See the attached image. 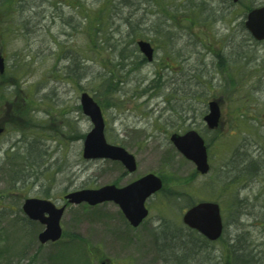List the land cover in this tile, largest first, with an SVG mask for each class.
I'll return each mask as SVG.
<instances>
[{
  "label": "rangeland",
  "instance_id": "rangeland-1",
  "mask_svg": "<svg viewBox=\"0 0 264 264\" xmlns=\"http://www.w3.org/2000/svg\"><path fill=\"white\" fill-rule=\"evenodd\" d=\"M262 5L0 0V264H224L231 245L264 264V42L244 26ZM139 40L154 48L151 61ZM82 93L101 108L106 142L134 156V172L82 157L92 129ZM210 100L221 102L220 131L203 122ZM191 130L207 147L205 175L169 140ZM147 174L163 185L136 228L114 202L64 200ZM26 198L65 205L59 241L39 243L44 227L22 212ZM199 202L219 205V241L204 245L186 226L184 240L182 215Z\"/></svg>",
  "mask_w": 264,
  "mask_h": 264
},
{
  "label": "water",
  "instance_id": "water-1",
  "mask_svg": "<svg viewBox=\"0 0 264 264\" xmlns=\"http://www.w3.org/2000/svg\"><path fill=\"white\" fill-rule=\"evenodd\" d=\"M237 1L233 0V2ZM244 26L254 40L264 41V6L252 9L246 16ZM137 46L146 60L151 61L153 48L150 43L138 41ZM3 71L4 60L0 55V73ZM80 105L83 114L92 124V129L86 134L83 142V158L119 161L128 172H134L136 169L134 156L124 148L106 142L104 119L98 104L87 93H82ZM219 118L218 101L212 100L208 103V112L203 121L209 130H214L218 126ZM2 131L0 128V133ZM170 141L185 159L194 164L199 174L205 175L209 172L207 149L204 140L197 132L191 130L183 135L172 134ZM161 187L162 181L159 177L147 174L122 188L107 185L96 190L74 191L67 194L65 199L69 204L87 203L89 206L112 201L119 206L129 224L137 227L148 214L145 201ZM64 210L65 206L57 208L49 200L36 198H27L22 205V211L28 219L44 225V229L38 234V241L42 245L56 242L61 238L60 220ZM183 221L186 227L197 231L209 241L218 240L223 233L220 207L217 203H197L185 212Z\"/></svg>",
  "mask_w": 264,
  "mask_h": 264
},
{
  "label": "trees",
  "instance_id": "trees-1",
  "mask_svg": "<svg viewBox=\"0 0 264 264\" xmlns=\"http://www.w3.org/2000/svg\"><path fill=\"white\" fill-rule=\"evenodd\" d=\"M93 21L98 22V24L101 22V20L97 18H94ZM200 239L204 245L209 244V242H207L205 239L201 237ZM228 249L230 250V256L224 262V264H263L262 261L255 260V257L246 252V249L241 246L231 245L228 247Z\"/></svg>",
  "mask_w": 264,
  "mask_h": 264
},
{
  "label": "flooded vegetation",
  "instance_id": "flooded-vegetation-1",
  "mask_svg": "<svg viewBox=\"0 0 264 264\" xmlns=\"http://www.w3.org/2000/svg\"><path fill=\"white\" fill-rule=\"evenodd\" d=\"M220 104L221 102L219 103V109H220V122H219V125L217 126L216 130L215 131H220L221 130V126H222V123H221V118H222V110H221V107H220ZM185 216V211L182 215V217L184 218ZM183 218H182V224H183V230H184V240H185V222L183 221ZM184 247H185V242H184ZM185 249V248H184ZM100 264H110V262L108 260L102 262L100 261Z\"/></svg>",
  "mask_w": 264,
  "mask_h": 264
}]
</instances>
